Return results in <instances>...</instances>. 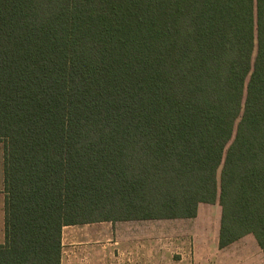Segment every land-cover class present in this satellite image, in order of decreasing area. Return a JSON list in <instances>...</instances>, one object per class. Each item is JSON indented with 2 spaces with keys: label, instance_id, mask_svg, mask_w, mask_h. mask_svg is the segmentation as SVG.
Instances as JSON below:
<instances>
[{
  "label": "trees",
  "instance_id": "obj_1",
  "mask_svg": "<svg viewBox=\"0 0 264 264\" xmlns=\"http://www.w3.org/2000/svg\"><path fill=\"white\" fill-rule=\"evenodd\" d=\"M0 142V264L216 202L264 253V0H0Z\"/></svg>",
  "mask_w": 264,
  "mask_h": 264
},
{
  "label": "rangeland",
  "instance_id": "obj_2",
  "mask_svg": "<svg viewBox=\"0 0 264 264\" xmlns=\"http://www.w3.org/2000/svg\"><path fill=\"white\" fill-rule=\"evenodd\" d=\"M197 213L196 219L100 221L65 226L62 264H213L220 206L217 202L200 203ZM3 242L1 231L0 244ZM238 245L237 252L248 249L258 253L250 237Z\"/></svg>",
  "mask_w": 264,
  "mask_h": 264
},
{
  "label": "crops",
  "instance_id": "obj_3",
  "mask_svg": "<svg viewBox=\"0 0 264 264\" xmlns=\"http://www.w3.org/2000/svg\"><path fill=\"white\" fill-rule=\"evenodd\" d=\"M5 198H6V192L4 190V150H3V144L2 142H0V232L1 231L3 232V237H4ZM197 212H198V209H197ZM197 216H198V213L193 218H182V219H196ZM130 221H138V220H130ZM219 223H220V219H219ZM218 232H219V229H218ZM62 233H63V229H62ZM247 237H250L253 240L258 253L256 252L252 253L248 249L247 250L244 249L241 252H237V249L239 247L238 245L239 242H241V240ZM62 250H63V243H62ZM216 251L217 253H216L215 261L213 264H264V253L262 249L258 246L252 234H247L223 248L218 247V235H217ZM61 264H62V257H61ZM205 264H212V263H205Z\"/></svg>",
  "mask_w": 264,
  "mask_h": 264
}]
</instances>
